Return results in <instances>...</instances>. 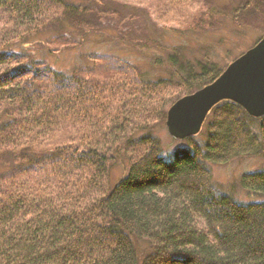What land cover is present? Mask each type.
<instances>
[{"label": "trees", "instance_id": "obj_1", "mask_svg": "<svg viewBox=\"0 0 264 264\" xmlns=\"http://www.w3.org/2000/svg\"><path fill=\"white\" fill-rule=\"evenodd\" d=\"M172 1L181 32L224 23L237 35L257 11L246 13L252 0L215 8ZM87 14L84 0H0V162L10 163L0 173V264H264V202L218 194L208 169L264 159V118L221 101L203 123V144L186 139L190 148L170 161L156 136L168 108L227 65L186 57L142 30L105 36L167 77L144 80L106 54L70 74L36 56L34 44L54 56L98 34ZM63 30L82 35L73 43ZM122 158L126 172L111 187ZM240 186L264 197V171L243 174Z\"/></svg>", "mask_w": 264, "mask_h": 264}, {"label": "rangeland", "instance_id": "obj_2", "mask_svg": "<svg viewBox=\"0 0 264 264\" xmlns=\"http://www.w3.org/2000/svg\"><path fill=\"white\" fill-rule=\"evenodd\" d=\"M74 2L77 0H73ZM87 4L90 16H86L89 23H96L94 31L98 34L86 35L81 46L74 51L58 52L54 56L47 55L46 50L42 51V44H34V51L38 58H42L56 69L70 74L74 69L90 66L91 56L95 53L113 56L119 60L132 64L144 80H153L157 77H167L164 70L154 67L149 60L138 57L124 43H120L113 38H107L105 34H113L117 37L126 33L128 37L133 32L142 30L148 37L156 38L165 45H177L184 48V55L194 60L201 58L202 54L207 56L216 64L225 67L264 35V0H252L249 10L251 11L244 25L235 34V29L231 24L220 23L216 27L207 31L181 32L174 22L173 13L170 8L175 6L172 0H134L131 5L125 4L127 0H84ZM246 0H207L209 8L216 6H234ZM140 5L141 7L137 6ZM121 6V7H120ZM183 6V5H182ZM181 7L184 11V7ZM146 7L149 13L143 8ZM102 12H107L102 14ZM189 14L192 11L188 12ZM107 14V15H106ZM100 15V19L98 16ZM97 20V21H96ZM163 21H168L164 24ZM165 25L166 27H164ZM177 28V29H176ZM178 30L179 32H177ZM79 31V29H78ZM76 31L70 35L63 32L71 42H78L81 32ZM83 31V30H82ZM101 32L104 33L101 34ZM130 33V34H129ZM50 33H46L48 35ZM157 138L160 142L161 156L166 161H170L172 153L176 149L190 148L186 140L173 139L166 131L165 125L159 126L156 130ZM205 129L202 127L195 140L200 145L203 144ZM163 150L171 151L168 157L163 154ZM10 166L8 161L0 162V173ZM127 160L124 158L117 160L110 171V185L113 187L117 181L125 174ZM212 175V185L218 194L230 195L232 198L244 204L264 202V197L253 195L240 186V179L243 174L264 171V159L260 157L237 159L226 164L208 165Z\"/></svg>", "mask_w": 264, "mask_h": 264}, {"label": "water", "instance_id": "obj_3", "mask_svg": "<svg viewBox=\"0 0 264 264\" xmlns=\"http://www.w3.org/2000/svg\"><path fill=\"white\" fill-rule=\"evenodd\" d=\"M221 101L237 104L251 118H264V35L212 83L168 108L164 122L167 133L176 140L195 137L210 110Z\"/></svg>", "mask_w": 264, "mask_h": 264}]
</instances>
